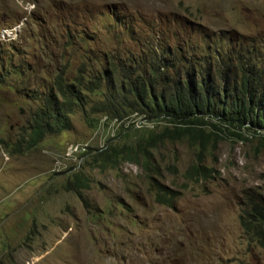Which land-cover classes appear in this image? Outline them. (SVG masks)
<instances>
[{"label":"rangeland","instance_id":"rangeland-1","mask_svg":"<svg viewBox=\"0 0 264 264\" xmlns=\"http://www.w3.org/2000/svg\"><path fill=\"white\" fill-rule=\"evenodd\" d=\"M18 23L17 38L0 43V59L10 63L0 83V264H264V248L239 223L247 203L264 198V147L255 152L257 140L223 135L202 150L165 141L151 153L157 173L149 176L129 160L102 169L87 158L53 171L66 144L93 139L75 110L71 130L13 151L36 106L26 89L42 91L58 69L73 76L84 61L103 68V52L115 61L136 55L158 25L174 34L168 49L175 56L182 30L199 25L203 47L195 54H208L207 38L221 31L263 29L264 0H0V30ZM146 133L131 129L103 144L134 145ZM197 154L206 171L189 176ZM74 174L88 185L81 189L86 206L64 187ZM153 183L173 192L170 204L155 201Z\"/></svg>","mask_w":264,"mask_h":264},{"label":"trees","instance_id":"trees-1","mask_svg":"<svg viewBox=\"0 0 264 264\" xmlns=\"http://www.w3.org/2000/svg\"><path fill=\"white\" fill-rule=\"evenodd\" d=\"M195 33L199 34L197 40ZM222 34L207 38L209 51L213 49L205 55L202 51L195 54L203 47L198 25L182 30L180 39L184 44L176 49L177 56L168 49L174 34L162 37L153 32L136 55L122 58L119 54L115 61L103 52V68L84 61L73 76L68 75V69H58L42 91L26 89L27 99L36 106L13 143V151L34 149L46 136L71 130L70 115L78 110L89 129L100 114L121 118L137 112L166 123L146 129L145 136L137 138L134 145L109 143L105 149L89 154L91 163L102 169H115L129 160L148 176L157 173L151 153L165 141L186 140L202 150L210 140L230 135L242 142L257 140L258 152L264 147V45L254 57L237 56L228 37ZM9 64L0 59V83L9 74ZM177 64L182 65V73L176 69ZM95 94L101 98L92 102L89 97ZM157 127H161L158 132ZM116 136L120 137L121 132ZM201 158L202 154L196 155V161L187 169L189 176L206 171ZM262 176L264 179V173ZM152 186L156 202L171 203L173 192L158 183ZM64 187L87 205L81 189L88 185L77 174ZM239 223L245 236L264 248V198L248 202Z\"/></svg>","mask_w":264,"mask_h":264},{"label":"built area","instance_id":"built-area-1","mask_svg":"<svg viewBox=\"0 0 264 264\" xmlns=\"http://www.w3.org/2000/svg\"><path fill=\"white\" fill-rule=\"evenodd\" d=\"M15 29V28H14ZM6 36H14L15 32L12 30H4ZM4 34L2 33V36ZM166 124L163 120H152L137 112L125 115L121 118L111 117L106 114H100L97 117L95 126L93 127L94 135L90 142L85 143H68L65 145L64 151L61 155L55 157L53 164V171H60L62 167H67L65 162L71 166L79 165L88 157L89 154L96 153L107 147L110 141L103 144L105 137L114 138L118 132H125L131 129L140 130L154 129L158 125ZM94 138H96L95 141ZM107 139V140H108ZM82 160V161H81ZM81 161V162H80Z\"/></svg>","mask_w":264,"mask_h":264},{"label":"clouds","instance_id":"clouds-1","mask_svg":"<svg viewBox=\"0 0 264 264\" xmlns=\"http://www.w3.org/2000/svg\"><path fill=\"white\" fill-rule=\"evenodd\" d=\"M21 25L22 24L18 23L13 26H7L1 28L0 43L14 41L17 38L19 32L21 31ZM4 30H12L15 32V35L6 36L5 32H3ZM167 31H168L167 26L165 25L157 26V32L162 37L166 36ZM2 33L4 34L3 36ZM226 34H227L226 36L228 37L230 48L233 54L237 56L254 57L258 54L260 47L264 45V28L260 30H256L254 32H246L238 27L232 26V31H227Z\"/></svg>","mask_w":264,"mask_h":264}]
</instances>
